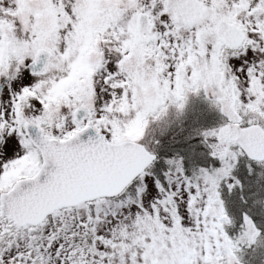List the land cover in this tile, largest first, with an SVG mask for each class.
Listing matches in <instances>:
<instances>
[{
    "label": "snow or ice",
    "instance_id": "1",
    "mask_svg": "<svg viewBox=\"0 0 264 264\" xmlns=\"http://www.w3.org/2000/svg\"><path fill=\"white\" fill-rule=\"evenodd\" d=\"M257 262L264 0H0V264Z\"/></svg>",
    "mask_w": 264,
    "mask_h": 264
},
{
    "label": "trees",
    "instance_id": "2",
    "mask_svg": "<svg viewBox=\"0 0 264 264\" xmlns=\"http://www.w3.org/2000/svg\"><path fill=\"white\" fill-rule=\"evenodd\" d=\"M206 116V113L203 112L201 114H198L199 118H204ZM170 120L173 121L171 124L170 129L167 131V133L160 137L161 139V146L159 148V152L161 156L165 155H172L173 151H179L183 147L186 146V143L184 141V137L187 135L188 131L191 128L204 125L209 126V123H204L203 121H199L197 124H190L189 120L185 122H177L175 120L174 114L170 116ZM175 120V121H174ZM181 128H183V131H181ZM151 136V133L149 134ZM231 206V205H230Z\"/></svg>",
    "mask_w": 264,
    "mask_h": 264
},
{
    "label": "rangeland",
    "instance_id": "3",
    "mask_svg": "<svg viewBox=\"0 0 264 264\" xmlns=\"http://www.w3.org/2000/svg\"><path fill=\"white\" fill-rule=\"evenodd\" d=\"M209 109H211V108H209V104L205 99H203L202 97L191 96L189 98V103H188V106L186 108L185 115L182 118V121L176 120V118H175V120L177 122H185V121L189 120L191 125L197 124L199 121H203L204 123H209L211 125L212 123H214L218 119V114L214 110L211 109V112L213 113V115H211L212 113H210L208 111ZM203 112L206 113V116L203 119L202 118L198 119V114H201ZM171 127H173V126H171ZM185 147H183V148H185ZM184 154H186V153H184ZM186 163H187V161H186ZM159 165L162 166L163 161H160ZM231 231H235V229H232ZM257 264H258V262H257Z\"/></svg>",
    "mask_w": 264,
    "mask_h": 264
}]
</instances>
